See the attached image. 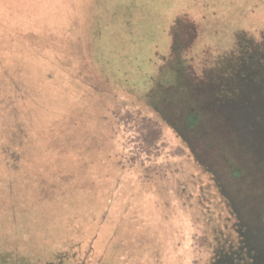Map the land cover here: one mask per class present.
Here are the masks:
<instances>
[{
    "label": "rangeland",
    "instance_id": "obj_1",
    "mask_svg": "<svg viewBox=\"0 0 264 264\" xmlns=\"http://www.w3.org/2000/svg\"><path fill=\"white\" fill-rule=\"evenodd\" d=\"M102 1L104 11L96 33L101 73L93 80L104 81L103 86H109L120 101L115 107L117 99H111V110L103 113L109 98L100 88L98 96L85 99V116L73 117L80 122L79 139H69L73 149L66 166L70 170L73 165L71 170L76 174L44 180L35 172L37 162L32 161V175L20 172L15 176L18 186L14 191L23 198L19 202L22 215L16 223H10L7 212L0 214V244L16 241L31 264L42 260L44 264H55L57 246L65 247L74 235L85 245L88 230L91 232L95 226L99 229L102 223L100 237L93 243L94 252L99 253L89 259L90 264L98 260V264H264V0H234L236 12L214 17L206 14L197 25L184 13L172 25L168 19L192 4L211 2L210 6L225 7L232 6L231 1ZM249 6H253L254 14L247 12L245 7ZM191 16L194 19L196 15ZM174 42L178 50L164 59L162 54ZM219 44L227 46V51L214 59L208 49ZM204 45L209 48L203 50ZM144 98L155 115L149 117L151 120H139L137 129L143 130V138L148 140L142 158L151 172L161 171L163 184L150 180L148 185L139 178L136 170H144L143 163L132 161L133 154L123 143L132 133L127 132L132 115L121 102L131 110L135 103L146 105ZM69 107L63 115L56 116L61 123L56 128L58 132L53 133L63 137V142L75 134L67 133L64 116H71ZM38 118L30 119L37 154L38 149L44 153L49 146V134L42 136ZM173 132L179 136L173 155L184 151L175 145L179 141L190 150L194 164L186 159H170L172 153L160 156L166 144L155 145L164 137L170 140ZM173 160L201 172L205 184L218 192L223 204L215 210L219 221H215V213L199 205L187 210L190 213H181L178 207L174 212L163 203L166 209L159 215L154 193L162 194L164 199L169 192L181 198V187L190 188L187 175L174 177L167 172L166 166L174 164ZM231 165H241L240 179L229 175ZM4 171L0 158V182L6 175ZM57 180L65 186L60 203L36 201L35 195L29 194L34 189L41 196L42 190L48 188L45 185ZM13 186L6 185L7 190H3L0 184V203L3 195H11ZM4 205L0 204L2 208ZM108 206L111 209L104 220ZM166 211L171 215L169 219ZM162 218L166 226L160 225ZM94 219L98 220L95 225ZM140 220H147L149 225H141ZM74 225L78 234L73 232ZM227 230L232 234L235 231L237 242L225 254L215 253L212 237ZM46 233L50 235L48 239ZM75 263L72 258L63 260V264Z\"/></svg>",
    "mask_w": 264,
    "mask_h": 264
},
{
    "label": "trees",
    "instance_id": "obj_2",
    "mask_svg": "<svg viewBox=\"0 0 264 264\" xmlns=\"http://www.w3.org/2000/svg\"><path fill=\"white\" fill-rule=\"evenodd\" d=\"M191 1L193 2V0ZM230 1L232 6L227 5L225 7H221L220 4L210 6L211 2L209 5L208 3L192 4L189 7L179 9L177 11L178 14L176 12L174 17L168 19V24L172 25L174 21L180 20L178 18L183 13L193 20L195 25L199 22L198 19L206 18V14L214 17L227 12L234 13L237 11L235 7L238 5H236L234 0ZM104 2L102 0H0V158L4 162V172L6 174L1 178L0 184L3 190H7L5 189L6 185L9 187L14 185L11 195L2 196L0 204L7 205H4L3 208L0 206V214L3 211L7 212L6 220L10 223H16L22 215L19 212L21 211L19 202L23 198L14 191L18 186L15 176L20 172L32 175V161L37 162L34 164L36 167L35 172L44 180L68 178L72 174H76V170H71L73 165L70 166V170L66 166L67 157L73 149L69 139H79L77 136L80 122L73 120V117L78 114L82 117L85 116L86 109L83 107L86 102L85 99L89 100V95L98 96L101 91L100 88H103L101 92H104L109 98V103L103 113L108 114L111 110L109 107L110 100L115 101L117 99V95H113L115 92H112L109 86H103L104 81L93 80L99 75L98 73H101L100 53L96 52L99 46L96 33L100 31L97 23H99L98 21L104 11L102 7ZM245 8L247 12L255 13L253 6H249V9ZM191 14L196 15L194 19H192ZM118 15H120V12ZM262 26L261 24L259 29ZM177 44L174 42L171 45V49L162 54L164 57H161L166 59L172 53H175L178 50ZM226 47L219 44L214 45L213 48H209L206 45L202 48L203 50L209 48L208 50H210L212 56H215V59L218 53L227 51ZM157 54L160 55L159 52ZM117 101L120 100H116L115 107H117ZM143 102L146 105H136L135 103L132 105L131 110H127L125 103L121 102L126 109L125 111L132 115V119L127 125V132L132 131V133H128L123 143L129 146L130 152L133 154L132 161L138 159V164L143 163L145 169H150L142 158L143 150L148 145V140L143 138V136H146V134H143L145 132L137 128L140 126V119L147 118L151 120L149 117L152 118L155 114L154 111H151L153 107L149 105L148 99L144 98ZM68 106H70V110L68 108L67 112L71 116H68V114L64 116L68 124L67 133L73 132L75 134L71 137L68 135L66 142H63V137L53 133L58 132L56 128L61 123V120L56 118V116L60 113L63 115L66 112L64 109ZM107 114L104 115L105 118ZM32 116L34 118L39 116L36 122H39L42 136L44 135L45 137L49 134L48 138H46L49 146L44 153L38 148V154L34 151L36 136L30 126L33 120H30ZM173 134L174 137L169 136L170 140L168 137H164V141L155 145L166 144L165 148L162 147L160 149V156L165 153H172V155H169L170 159H186L191 164H194L195 161L192 159L190 150L188 152L179 141L175 145H180L184 151L181 155H173L175 150L174 142L179 137L174 132ZM84 148L85 146L81 151ZM75 154L77 153L75 152ZM58 158L60 161H57ZM73 160V158L70 159V161ZM54 162L59 163V165H55ZM173 162L174 164L170 165V167L166 166L167 172L170 175H174V177L187 175L191 179L188 182L190 188L185 190V188L181 187L184 192L181 198L169 192L164 199L162 194L154 193V205L157 207L156 210L159 211V215L161 210L165 208L162 206L163 203L164 205L166 203L169 210L171 208L174 211L178 207V211H181V213H190L187 210L192 209L193 205H199L203 209H208L207 212L215 213L213 215L216 216L215 210L223 205L218 192L213 187H210L209 184H205L204 180H202L201 172L199 173L192 169L191 165L183 167L181 160H173ZM145 169L143 170L140 167V169L136 170L139 178L146 180L145 182L148 185H151L150 180L152 183L159 180L163 184L164 180L160 170L151 172L150 169L149 173ZM229 175L234 180L240 179L243 175L241 165H231L229 167ZM30 179H32V176ZM45 186L48 188H46V191L42 190L41 196L34 189H31L29 194L35 195L36 201L47 199L48 202L60 203L61 200L58 199L64 194L65 186L60 184L59 180L56 183L52 182ZM205 187H207V192L204 191ZM156 191H158L157 188ZM110 209L111 206L106 207L103 216L104 220H106V215ZM165 215L168 219L171 217L167 211ZM230 216L234 223L235 218L231 214ZM122 219H124L123 216ZM188 219L191 220V216ZM97 221V219H94L93 224L95 225ZM140 222L141 225H149L147 220H140ZM165 223L162 218L160 225L166 226L167 223ZM102 225L101 223L99 229L95 226L96 229L92 228L91 232L88 230V234L84 236L88 242L85 245L81 244L78 239H74V235L70 243L63 245L65 247L57 246L54 249L57 257L55 264H63V260H69L70 258L74 259L75 264H90L91 261L89 259L99 253L96 249L95 251L97 252H94L93 243L95 239L100 237ZM76 227L74 225L73 232L75 231V233H77ZM235 235V231L232 234L230 230H227L225 234L214 235L212 238L215 241V253L225 254L228 252L229 246L237 242ZM49 236L46 233L45 239H48ZM112 237L113 234L109 235L110 240ZM41 242L45 243L46 241L43 240ZM15 243L16 241L13 244L12 242L6 244L1 242L0 264H31L30 260H26V253L20 251L19 246ZM92 253L95 254L91 255ZM98 259H101V257ZM43 261L39 264H44ZM98 262L94 264H98Z\"/></svg>",
    "mask_w": 264,
    "mask_h": 264
}]
</instances>
